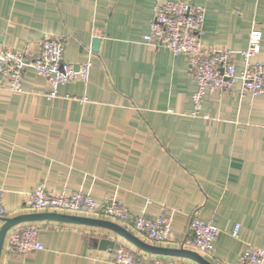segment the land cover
Instances as JSON below:
<instances>
[{
	"label": "crops",
	"instance_id": "0c3cea01",
	"mask_svg": "<svg viewBox=\"0 0 264 264\" xmlns=\"http://www.w3.org/2000/svg\"><path fill=\"white\" fill-rule=\"evenodd\" d=\"M157 1L0 0V48L35 52L44 36L61 35L65 61L90 62L85 81L61 84L51 97L31 66L21 91L4 89L0 80L4 218L31 213L25 196L39 183L97 202L115 196L134 214L170 215L171 237L158 243L131 223L113 221L153 245L182 247L192 213L210 220L219 234L213 251L200 254L213 264H235L248 246L264 249V94L241 93L238 82L226 92L206 89L192 115L197 85L185 56L143 40ZM183 1L203 7L202 43L234 51L237 71L249 32L258 29L252 60L264 63V0ZM93 38L100 39L96 52ZM22 225L38 227L43 249L6 251L7 233ZM118 241L146 264L159 255L104 227L35 219L8 229L0 264H115Z\"/></svg>",
	"mask_w": 264,
	"mask_h": 264
},
{
	"label": "built area",
	"instance_id": "2783aa9c",
	"mask_svg": "<svg viewBox=\"0 0 264 264\" xmlns=\"http://www.w3.org/2000/svg\"><path fill=\"white\" fill-rule=\"evenodd\" d=\"M204 9L183 0H158L153 7L149 31L143 40L154 47H163L173 54L185 56L187 70L197 85L193 97L192 115L201 108V99L206 89L229 91L238 82L241 93L255 96L264 94V63L252 58L259 52L261 33L256 28L249 32L247 47L240 51L243 66L237 71L234 64V51L223 47H206L201 41L203 35ZM65 37L46 35L39 42L35 52L13 51L0 48V80L9 91H21V82L26 67L31 66L36 74L50 85L49 96H55L57 87L74 80L85 81L89 75L90 62L72 63L63 59ZM3 190L0 188V217L6 216L3 203ZM24 207L32 212L48 211L78 214L131 223L135 232L153 242H166L171 237V218L164 209L155 217L132 213L115 196L102 202L93 200L82 191L73 193L49 192L44 183H39L27 193ZM238 226L232 231L237 236ZM38 227L22 225L11 229L6 236L5 249L8 253L25 255L43 249L38 238ZM219 229L210 220L196 214L189 215L186 235L182 247L199 253H210ZM115 264H146V259L137 258L123 242L118 241L113 249ZM149 264H185L156 255ZM235 264H264V249L248 246Z\"/></svg>",
	"mask_w": 264,
	"mask_h": 264
},
{
	"label": "water",
	"instance_id": "95a60500",
	"mask_svg": "<svg viewBox=\"0 0 264 264\" xmlns=\"http://www.w3.org/2000/svg\"><path fill=\"white\" fill-rule=\"evenodd\" d=\"M99 43H100L99 38L92 39V51L96 52L98 50ZM0 218H2L3 220V224L0 227V254L3 246L4 237L10 227L20 222L31 221L35 219H52L58 221L82 223V224L104 227L117 233L118 235L122 236L127 241L132 243L134 246L143 249L145 251L159 255L185 257L195 261L198 264H213L210 261H208L205 257H203L200 253L191 249H187L184 247H178V248L162 247L145 242L139 237H137L135 234L127 230L126 228L119 225L118 223L107 219L79 216V215L66 214V213H56V212H31V213H23L9 218H4V217H0ZM112 242L113 241H109V240L100 241L102 246L110 243L112 244Z\"/></svg>",
	"mask_w": 264,
	"mask_h": 264
}]
</instances>
